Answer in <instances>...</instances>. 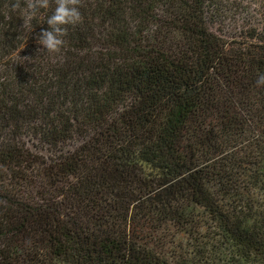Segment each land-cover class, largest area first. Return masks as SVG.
<instances>
[{"label":"trees","instance_id":"trees-1","mask_svg":"<svg viewBox=\"0 0 264 264\" xmlns=\"http://www.w3.org/2000/svg\"><path fill=\"white\" fill-rule=\"evenodd\" d=\"M10 2L0 264H264V30L227 34L229 0H79L49 54L54 0Z\"/></svg>","mask_w":264,"mask_h":264},{"label":"clouds","instance_id":"clouds-1","mask_svg":"<svg viewBox=\"0 0 264 264\" xmlns=\"http://www.w3.org/2000/svg\"><path fill=\"white\" fill-rule=\"evenodd\" d=\"M55 8L51 16L46 19L47 30H42L36 39V43L49 54L59 52L65 35V25H77L81 22L78 10L79 0H54ZM49 0H11L10 10H19L30 23L41 9H47ZM39 50V49H38ZM256 87H264V74L257 76Z\"/></svg>","mask_w":264,"mask_h":264},{"label":"rangeland","instance_id":"rangeland-1","mask_svg":"<svg viewBox=\"0 0 264 264\" xmlns=\"http://www.w3.org/2000/svg\"><path fill=\"white\" fill-rule=\"evenodd\" d=\"M229 0L232 5V14H228L232 17H227L225 20V31L227 34H242L245 29H256L261 33L264 30V0ZM238 6H236V4ZM242 7V8H239ZM244 8V10H243ZM236 10L238 12L236 13ZM26 144L30 150L35 151L37 148L34 147L31 139H26ZM42 156H47V151L39 150Z\"/></svg>","mask_w":264,"mask_h":264}]
</instances>
